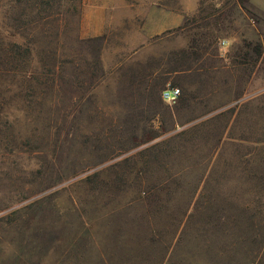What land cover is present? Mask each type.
<instances>
[{
    "label": "rangeland",
    "instance_id": "obj_1",
    "mask_svg": "<svg viewBox=\"0 0 264 264\" xmlns=\"http://www.w3.org/2000/svg\"><path fill=\"white\" fill-rule=\"evenodd\" d=\"M179 260L264 264V0H0V264Z\"/></svg>",
    "mask_w": 264,
    "mask_h": 264
},
{
    "label": "crops",
    "instance_id": "obj_2",
    "mask_svg": "<svg viewBox=\"0 0 264 264\" xmlns=\"http://www.w3.org/2000/svg\"><path fill=\"white\" fill-rule=\"evenodd\" d=\"M193 8L186 9L187 11H177L165 9L163 13L153 11V14H150L153 21L149 25V30L152 34L160 33L170 27L178 26L183 24L187 18V13H190L194 10ZM157 12V13H156Z\"/></svg>",
    "mask_w": 264,
    "mask_h": 264
},
{
    "label": "built area",
    "instance_id": "obj_3",
    "mask_svg": "<svg viewBox=\"0 0 264 264\" xmlns=\"http://www.w3.org/2000/svg\"><path fill=\"white\" fill-rule=\"evenodd\" d=\"M181 88L175 85H169L162 89V97L165 100L172 101L178 98Z\"/></svg>",
    "mask_w": 264,
    "mask_h": 264
},
{
    "label": "trees",
    "instance_id": "obj_4",
    "mask_svg": "<svg viewBox=\"0 0 264 264\" xmlns=\"http://www.w3.org/2000/svg\"><path fill=\"white\" fill-rule=\"evenodd\" d=\"M202 193V192H201ZM197 207H198V205H197ZM221 219V218H220ZM180 261V263L179 264H190V263H186L185 262V260H179ZM232 261L233 260H231V261H229L228 260V263L227 264H231L232 263ZM173 264L175 263L174 261L172 262ZM218 263V262H217ZM221 263H223V262H219V264H221ZM176 264V263H175ZM225 264V263H224Z\"/></svg>",
    "mask_w": 264,
    "mask_h": 264
}]
</instances>
